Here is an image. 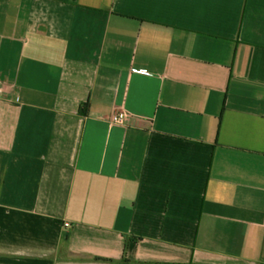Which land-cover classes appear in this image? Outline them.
<instances>
[{
	"label": "crops",
	"instance_id": "0c3cea01",
	"mask_svg": "<svg viewBox=\"0 0 264 264\" xmlns=\"http://www.w3.org/2000/svg\"><path fill=\"white\" fill-rule=\"evenodd\" d=\"M0 87V264H264V0H0Z\"/></svg>",
	"mask_w": 264,
	"mask_h": 264
},
{
	"label": "built area",
	"instance_id": "2783aa9c",
	"mask_svg": "<svg viewBox=\"0 0 264 264\" xmlns=\"http://www.w3.org/2000/svg\"><path fill=\"white\" fill-rule=\"evenodd\" d=\"M3 93V89L0 87V95ZM129 115L126 113L114 114L110 117V121L114 125H124ZM68 226V225H66Z\"/></svg>",
	"mask_w": 264,
	"mask_h": 264
}]
</instances>
